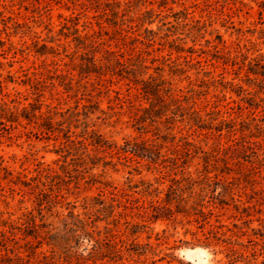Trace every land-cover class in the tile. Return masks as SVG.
I'll return each mask as SVG.
<instances>
[{
  "label": "rangeland",
  "instance_id": "374dc122",
  "mask_svg": "<svg viewBox=\"0 0 264 264\" xmlns=\"http://www.w3.org/2000/svg\"><path fill=\"white\" fill-rule=\"evenodd\" d=\"M86 34L96 40L98 63L106 62L110 51L130 67L140 66L147 72L144 78L163 76L180 99L188 98L184 106L199 111L206 127L178 118L172 131L156 123L160 137L150 121L139 130L137 109L149 104L142 95L133 98V106L120 101L125 100L128 80L97 73L81 80V56L92 52L76 38ZM261 72L264 0H0V107L7 104L20 112L37 102L42 104L37 115L54 113L52 131L43 118L4 119L7 129L0 125V157L7 167L0 172V256L13 258L9 264H39L43 254L52 257L49 234L71 221V212L96 221L103 236L108 226L119 246L121 240L131 242L127 221L144 222L135 206L165 198L173 178L181 181L184 197L193 195L188 207L200 202L204 211L212 209L211 223L218 215L227 237L237 231L236 223L248 234L233 240L248 244L249 238L258 239L251 228L262 229L264 223ZM93 132L118 147L128 140L158 144L164 157L155 163L128 152L132 159L120 160L115 151L91 143ZM167 132L175 141L163 140ZM181 137L192 143L191 152L171 170L163 159L175 156ZM94 157L100 158L97 165ZM105 160L110 165L104 167ZM205 176L212 186L204 192L200 180ZM187 177L199 182L190 185L183 180ZM215 180L236 184L239 211L232 204L215 207ZM145 182L152 185L151 193L145 191ZM219 191L221 187L215 194ZM243 207H250V216ZM194 219L176 214V219L146 222L150 227L137 241H149L156 253L137 259L138 264L160 258L159 264H229L225 245L202 246L210 225L203 231ZM33 224L38 226L37 238L27 236ZM86 247L90 245L83 242L77 250ZM234 248L249 253L237 244ZM51 260L67 264L59 252ZM124 262L137 264L127 257Z\"/></svg>",
  "mask_w": 264,
  "mask_h": 264
},
{
  "label": "trees",
  "instance_id": "16d2710c",
  "mask_svg": "<svg viewBox=\"0 0 264 264\" xmlns=\"http://www.w3.org/2000/svg\"><path fill=\"white\" fill-rule=\"evenodd\" d=\"M78 32V29L75 28V33ZM78 41V45L82 48H89L92 52V55L89 56L88 53H85L81 56L82 62L79 69L81 80L84 77L89 76L92 73H97L98 77L101 78L103 75H111V76H120L121 79L128 80L127 85V94L124 95L125 100H120L122 102H129L131 106L134 102V99H139L142 95L143 98L149 104L148 106H141L137 110L141 112L136 118V125L139 130H145L149 125H147V121H150V125H154V123H158V125L164 126L165 130L172 131L173 125L180 118L181 121L185 119L188 122H192L195 125H198L201 129H204L206 126L203 123V119L199 111L192 110L193 106H184V101L188 102V98L184 97V99H180L172 88V83L163 78V76L155 77L150 75L148 78H144L143 76L147 73L144 72L140 66L139 68L130 67L125 62H123L120 58L115 56L113 52L106 51L108 54L106 62L98 63L95 57V47L96 40L93 39V35H85L78 36L76 38ZM43 53V52H41ZM258 73V72H255ZM264 74V72H261ZM66 85L67 91L72 89L71 82L64 83ZM136 88L138 90V94H132V88ZM79 91V88H78ZM118 94L119 91H116ZM41 95H39L40 97ZM134 98V99H133ZM39 100L38 98L36 99ZM94 106V104H93ZM50 108V107H49ZM42 104L41 103H31V109L28 107H23L19 112L18 109L7 107V104H3L0 107V125H2L3 129L5 128V121L10 122H18L20 117L28 119L29 122H32L34 119L43 118L45 128L49 131L53 130L52 119L53 114L51 110L48 111L47 114L40 113L37 115V112H41ZM165 120H164V119ZM157 125V124H156ZM155 127L157 137H160L161 128L159 126ZM163 140L167 142V140L171 137V141H175L176 136H171L170 132L161 135ZM91 143L97 148H102L103 151L113 150L120 160L123 158L125 161H130L132 157H128L126 154L129 152L133 154L135 157L146 158L151 160L152 162L157 163L161 157L164 155L161 154V146L158 144L148 143L147 141H126L125 146L118 147L117 145L108 142L105 140L100 134L93 132L91 134ZM192 143L188 142L186 137H181L177 141V144L174 147L173 154L174 157H166L163 159L164 162L169 163L166 167H169L171 170L179 167V162L183 157H188L190 155L191 149L190 146ZM100 158H91V161L94 165H97ZM3 159L0 157V172L2 170L7 171V167L3 166ZM111 162L104 161V167L110 165ZM184 164L186 161L183 162ZM185 170H182V174H184ZM210 177L205 176L200 180L202 186V191L210 190L212 184L210 183ZM183 180H189V184H195L199 181L194 180L190 177L184 178ZM173 184H171L166 190L165 198L161 200L153 201L151 200L148 205L142 204L141 206H135L139 212L137 215L143 219V223H133L127 221L128 226V235L134 237L131 242L128 240H121V246L119 243L114 240L113 235L110 234L112 229H109L108 226H105V236L102 235L103 231L99 229L95 222H88L80 219L77 215H74L73 212L70 214L71 221H66L64 223V227L59 229L56 232H50L49 234V244L53 247L52 257H48V255L43 254V259H39V264H63L57 263L55 261H50V258L53 259L57 252H59V258H63L67 261V264H86L89 261H92L93 264H96L98 261H106L107 264H111L112 262L118 264H126L124 262V258L127 257L131 260H135V262H139L142 256H145L149 253L155 254L156 248L148 241L146 243H140L137 241L139 235L142 231H145L149 225L146 222L151 221L155 222L158 219H176V214H182L184 216H195V221L199 223V228L204 231V228L207 224L210 225V228L207 232H204V240L202 243L203 247H211L212 245H225L229 252L226 256L229 259V264H237L239 261H243L245 264H264V223L261 228H251L253 231V235H255L258 239L249 238L248 244L240 243L238 240H233V236L239 237L241 235H247L248 231H243V227L238 226V224H234V227L237 228V231L233 233V235L227 237L226 232L223 231L224 224L221 223L219 216H217L216 223H211L210 218L214 215V211L210 209L208 212L204 211L203 203H197L195 205H190L188 207L189 199L193 197L192 194L189 195V198L184 197V191L180 186L181 181L173 178ZM146 183V182H145ZM145 191L147 193H151L152 185L150 183H146ZM215 187H213V194L211 196L212 201L215 207L226 208L231 204L235 207L236 210H240L241 206L237 203V200L240 199L235 198V186L236 185L232 181L226 180H215L213 182ZM208 187V188H207ZM221 187V191L217 194V189ZM158 191V188L155 189ZM164 190H159L158 193H162ZM193 192V191H191ZM201 195V194H200ZM139 202V199L136 200ZM113 208V206H112ZM192 210V211H191ZM250 207H243V212H246L248 216H250ZM260 212V209H259ZM260 220V219H259ZM264 221V220H261ZM30 232L27 233V236L32 235L34 238H37V229L38 226L33 224L30 227ZM3 238H7L5 233H1ZM194 234V233H193ZM150 238V236H148ZM200 241V240H199ZM86 242L90 247H86L82 252H78L77 248L80 245ZM239 245L241 247H245L246 250L249 251L248 254H244L245 252L240 251L235 247V245ZM86 252V253H85ZM262 257L261 262L258 263V259ZM76 259V262L73 263L72 259ZM21 259V257H18ZM162 258L158 260H152L150 264H159L158 262ZM13 261V258L6 256V258L0 256V264H9ZM145 264V262H143ZM17 264V263H16ZM105 264V263H103ZM134 264V263H129ZM226 264V263H223Z\"/></svg>",
  "mask_w": 264,
  "mask_h": 264
}]
</instances>
